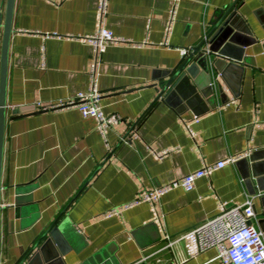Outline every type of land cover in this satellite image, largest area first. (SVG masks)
<instances>
[{
	"label": "crops",
	"instance_id": "0c3cea01",
	"mask_svg": "<svg viewBox=\"0 0 264 264\" xmlns=\"http://www.w3.org/2000/svg\"><path fill=\"white\" fill-rule=\"evenodd\" d=\"M5 2L0 0L2 13ZM234 2L233 19L208 49L244 67L227 70L225 80L214 74L219 85L213 94L155 100L158 85L181 62V49L202 42L219 12ZM98 5L99 0H14L0 264H18L41 245L53 223L65 240L63 254L50 241L30 264H49L55 255L57 264H220L214 249L193 255L180 235L212 217L219 203L229 207L246 198L255 213L251 223L263 234L264 0H105L101 19ZM99 27L140 44L108 45L97 55L99 106L119 117L105 136L76 108L39 109L91 86L93 48L69 36ZM1 43L2 30L0 54ZM156 150L168 152L157 159ZM241 153L248 155L200 177L190 191L172 189L152 205L102 216L142 189ZM164 234L171 237L170 248H164Z\"/></svg>",
	"mask_w": 264,
	"mask_h": 264
},
{
	"label": "built area",
	"instance_id": "2783aa9c",
	"mask_svg": "<svg viewBox=\"0 0 264 264\" xmlns=\"http://www.w3.org/2000/svg\"><path fill=\"white\" fill-rule=\"evenodd\" d=\"M104 3L105 0H99L97 14L99 19H101V14L104 11ZM1 14L2 10L0 8ZM172 18L171 14L167 19L168 23L172 21ZM1 30L2 20L0 19ZM69 37L86 42L93 48L94 59L89 67L92 84L87 90L78 91L73 97L59 100L46 106H40L39 109L76 108L83 117L92 118L95 121L96 130L101 136H105L109 127L115 124L119 117L115 114H105L99 106L100 92L94 85V69L97 55L103 52L108 45L124 43L131 46H139L140 44L114 35L112 31L104 27H99L90 35H70ZM187 52V49H181L182 56ZM190 134L193 136L192 132ZM167 152V150H156L153 151V155L157 159H162ZM247 155V153H241L212 163H203L200 168L190 171L181 177L152 188L140 190L131 200L119 207L110 208L102 216L103 218L119 216L125 209L143 202L152 205L159 197L172 189L181 188L185 191H190L193 189L195 181L200 177H207L213 171L222 168L228 163L245 158ZM254 217L255 213L251 198H246L242 203L229 207L219 203L217 211L212 217L194 225L182 233L180 238H184L189 242V248L193 255L214 249L216 252L215 258L219 260L220 264H264L262 233L252 223H249ZM163 240L165 241L164 248H170L172 244L171 237L164 234ZM132 264H138V261ZM170 264L179 263L173 261Z\"/></svg>",
	"mask_w": 264,
	"mask_h": 264
},
{
	"label": "water",
	"instance_id": "95a60500",
	"mask_svg": "<svg viewBox=\"0 0 264 264\" xmlns=\"http://www.w3.org/2000/svg\"><path fill=\"white\" fill-rule=\"evenodd\" d=\"M236 2L232 3L224 10L219 12L216 19L215 28L212 30L214 33L209 38V33L206 38L198 45L191 47L188 52L182 56L179 65L169 72L167 78L161 82L156 88L157 94L155 100L165 102L174 98L187 99L196 93L205 95L208 93L213 94L214 90L218 88L219 80H212L214 74H219L222 80H225V73L230 68L241 70L244 63L232 60L225 56L220 55L210 49L208 45L216 34H218L226 25L233 19L236 10L234 9ZM14 0H6L3 13L0 15L2 20V43L0 54V194H1V169L3 157V142H4V127L6 120V77H7V62H8V46L11 34V20L13 15ZM217 27V28H216ZM1 198H0V212H1ZM251 223V221H249ZM262 223L261 230H263L264 238V219H260ZM64 240L60 228L54 223L46 229L35 244L25 255V257L18 264H30L31 261L37 256V250L40 246L53 241L60 249V243ZM65 241V240H64ZM54 261L49 264H57L58 257H53Z\"/></svg>",
	"mask_w": 264,
	"mask_h": 264
}]
</instances>
